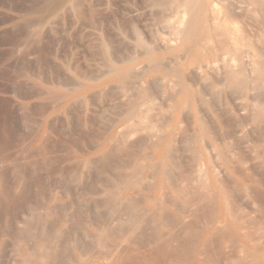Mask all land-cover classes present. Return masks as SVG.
I'll use <instances>...</instances> for the list:
<instances>
[{"label": "bare ground", "instance_id": "6f19581e", "mask_svg": "<svg viewBox=\"0 0 264 264\" xmlns=\"http://www.w3.org/2000/svg\"><path fill=\"white\" fill-rule=\"evenodd\" d=\"M166 3L163 8L169 9V16L158 18V21L150 17L155 11H150L149 15V11L127 9L132 16L141 17L148 40L135 44V53L126 55L121 62L111 63L106 73L110 89L115 85L116 88L125 85V88L118 91L119 96L123 94L120 98L113 95L118 100H115L117 105L115 102L112 105L118 108V112L114 111L119 114L114 113L117 119L110 130V143L102 146L110 145L108 149L110 152L112 149L113 155L115 148L125 141L128 143L129 136L139 131L143 132L142 137L147 133L148 175L144 179L145 189L141 188L145 192L138 188L136 176L120 175L115 180L117 185L107 184L108 189L101 190L112 197L116 205L114 213L108 210L113 214L101 218V214L95 216V212L93 218L92 214L85 217V223L79 218L81 223L77 221L78 224H72V227L67 226V222L73 216L68 217L69 213L61 215L60 206L53 204L55 197H51L40 211V200L35 204L33 197L22 192L26 206L16 219H8L11 212L6 213L8 209L0 207V221H3L0 225V264H264V0H215V3L168 0ZM158 25L167 32L154 30ZM98 71L96 69L97 74ZM116 92L113 93L116 95ZM59 98L63 99V96ZM109 111L110 114L114 112L113 109ZM142 137L137 141H143ZM140 149L142 153L143 148ZM105 151L102 154L108 157L109 152ZM139 160L142 163L143 160ZM3 163L0 167V201L6 203L11 201L13 190L8 192L10 189L2 186L6 175ZM7 163L6 167L10 165ZM142 164L144 166V162ZM20 169H16L18 174ZM135 170L138 172L137 168ZM15 178L13 180L18 182ZM238 205H244L245 212L240 211ZM94 206H98V201ZM76 215L80 217V214ZM45 217L52 219L48 226ZM147 222L153 226L149 232ZM64 223L69 228L66 234L62 228ZM84 228V233L78 232ZM225 237L236 243L239 254L233 256L232 250L230 256L233 257H230L227 251L225 258L219 250L217 254L208 249L212 241L225 240ZM225 242L224 245L228 241ZM229 243L230 248L232 242ZM225 247L227 250L228 245Z\"/></svg>", "mask_w": 264, "mask_h": 264}, {"label": "rangeland", "instance_id": "374dc122", "mask_svg": "<svg viewBox=\"0 0 264 264\" xmlns=\"http://www.w3.org/2000/svg\"><path fill=\"white\" fill-rule=\"evenodd\" d=\"M125 1L126 2H124V0H0V114L2 113V115H0V122L2 121L0 123V156L2 155L0 157V160H2L0 161V167L1 164H4L3 162H5V166L2 165L4 167V170H2L6 173V175L4 174L6 179L4 177V180H2L4 182H7L8 180V182L4 183L2 181V186L5 187L6 190L7 188L10 189L7 190L8 192H11V190H13L12 192L17 193L15 196H12V194L14 195V193H10L11 201L9 200L6 203L3 200L0 201V207H6V209H8L6 213L11 212L9 214V216L11 215L10 217L6 215L8 219H14V217L16 219L22 213L21 211L25 209L26 203L24 202V199L22 197L24 192V194H27L30 198H34H32L33 200L31 199L33 203L36 204L39 200L41 204L44 203L43 205L39 203V206H41L39 209L40 211L43 210L42 207L45 208L47 206L46 203H49L48 200L51 197H55L56 200H54L53 204L58 208L60 206V209L58 211L60 213L62 212L61 215L69 213V215L67 214L68 217H71V215L73 216L69 219V222H67V226L71 225L72 227V224L74 226L75 223L80 220L79 218H81L82 221H80L82 223H85L86 221H83L84 218L88 216L90 217L91 214V217L93 218V214L95 212L97 213L95 214V216H100L101 214V218L103 216L107 218L109 217L108 213L109 215L114 213L113 209L116 208V205L114 204V201L112 202V197L104 195L101 190H107L108 188L106 187V185L114 184L118 176L122 175L123 177L127 175V177H132V175H134V177L136 176V180L139 182L140 187L138 186V188L145 189L146 182L144 181V179L146 180V176L148 175V171L146 172V167H148L149 164V159L146 158L147 156H145L147 155V151L149 150V141L145 137L147 136V133H145V136L143 137V134H141L143 133L142 131L136 133L137 135L142 137L143 141H137V139H140V137H137L136 134L129 136L130 142L132 140L133 142L129 143V140H127L128 143H126L125 141V144H123L124 142H122L123 147H120L119 145V148H115L116 151L113 150L114 156L112 155V149L111 152L110 149H108V147L110 148V145L106 148H103L102 146L103 143H110V141H108V139H110V130L117 119V116H114V113L115 115L119 114L117 113L118 108H115V106L113 105L115 100L116 102L118 100V91L122 92L125 88V85L124 87L121 85L123 88L121 86H117L116 88L115 85L113 87L117 90V92L113 89V87L111 88V90L110 79L106 80V73L107 71H109L111 63L115 64V62H121L124 60L126 55L129 56V54L131 55L132 53H135V44H141L143 43L142 41L147 42L148 40L145 30L142 26L141 17L139 15L132 16L128 13V10L132 8L137 10V12L140 11L142 13H148L147 11H149V13L151 11L152 13L153 11H155L152 13V15L151 13L149 15H151L150 17L152 19L154 18L153 20L158 21V18L164 19L169 16V9H167V6V11H165V8H163L166 1L168 2V0H158V2L160 3H158L159 6L157 4V0L155 4L154 0H141V2L140 0H128V2L127 0ZM161 1H164L165 3L163 2L162 4ZM202 1L206 3H215V0ZM138 3L140 4V6ZM158 7L159 9L162 8L163 11L161 9V12L159 13L160 10L158 9ZM162 12L165 14H161ZM159 26L160 25L156 26L154 30H156L157 32L162 30L161 32L165 34L167 32L165 31L166 28L161 29V27ZM33 29L34 31L32 32ZM135 32H137L136 34H138V36L135 34ZM132 34L133 36L136 35V37H139L137 38L138 40L135 36L133 37ZM134 39L137 43L134 41ZM112 42L116 46L112 44ZM122 44L124 47L121 46ZM131 47L133 48V51L130 50L132 49ZM112 51L113 53H111ZM119 52L121 55L119 54ZM112 57H116L115 59H119V61H116ZM104 61L105 63H103ZM105 67L106 70H104ZM96 69H99L98 72L100 74H97ZM100 83H105V85H100ZM42 89L46 92L43 91L42 93ZM103 90L104 92L101 93ZM113 92H116V95ZM60 95L63 96V99L59 98ZM111 95L113 98H111ZM113 95L117 97L115 98ZM122 95L120 94L118 98H120ZM51 98H57V103ZM49 101H51V103ZM55 103L56 105L53 106ZM118 104L120 103L118 102ZM46 105H48L49 107L47 108ZM2 106H4L6 109ZM112 106L114 108H112ZM1 108L3 111L1 110ZM112 109L113 111L116 109L117 112L114 111L113 114H110L109 110L112 111ZM22 110L24 111V113ZM19 111L22 113H20ZM3 115L5 116V118ZM111 117L113 121L111 120ZM47 118L49 119V121L47 120ZM107 118H109V120ZM25 124L27 127L25 126ZM124 132L127 133L125 129ZM144 139H147V142H144ZM134 140L137 142L135 143ZM13 146L15 148H13ZM22 148L24 150L26 148V150L24 151ZM140 148H143L142 153H140ZM15 149L16 151L18 150V152H12L15 151ZM29 149L31 150V152ZM6 151L7 154L5 155H7L8 159H5L7 158L4 155ZM104 151L105 153L109 152L110 156L108 155L107 157L106 154L103 155L102 152L104 153ZM39 152H41L42 154H39ZM26 154H28L27 157ZM119 154L121 155L119 156ZM9 155L11 158L9 157ZM115 155L117 157H115ZM135 157H138V160H136ZM9 158L12 161H9ZM133 159L136 160V162ZM139 159L143 160L142 163L144 162V166L139 162ZM6 160L7 162L11 163H7ZM18 160H20L21 162ZM109 160L115 161L116 164L115 162H110ZM17 161L22 164L17 163ZM43 161H45L44 164ZM105 161H107L106 164H104ZM117 162L119 164H117ZM138 162L142 166L139 165ZM6 163L10 165H7L8 167H6ZM22 165L25 166L23 167ZM18 167L21 168L19 174ZM112 167L116 168V170ZM111 168L112 170H110ZM118 168L119 170L117 171ZM136 168L138 172L135 170ZM44 169L45 171H43ZM15 170L17 173H15ZM25 170H28V172H26ZM59 170L62 173H60ZM72 170H75L76 173H72ZM117 172L120 174H118ZM28 176H30L31 178H28ZM54 176H56V179ZM71 177L75 179L73 180L71 179ZM13 178H15L16 181L19 180V183L15 182ZM104 178L107 179L105 180ZM20 179H22V181H20ZM24 179L26 180V182ZM11 183L14 184L12 185ZM18 184L20 186L22 185L23 187H19ZM11 185L13 186V188ZM142 189L140 191L145 192V190L142 191ZM75 190H77V192ZM15 197L16 200L14 199ZM109 198L111 201L108 200ZM95 201L96 203L98 201L99 207L94 206L96 204H93ZM9 202L11 204H8ZM3 203H5V206L3 205ZM80 203H82V206H79ZM74 204H77L78 206L76 205V207ZM91 204H93V209L91 208ZM85 205H87V207H84ZM23 206L24 208H22ZM104 206L105 209H103ZM238 206L240 207V209H242L240 211L245 212L244 205ZM83 207L85 208V210ZM88 207L92 210L89 211ZM108 210H110L111 212L113 211V213ZM72 212L80 214V217H76L77 215ZM60 213L57 214L60 215ZM74 217V221L71 222ZM49 218L50 217H45L47 226L50 225L49 220H52L51 218ZM2 222L0 221V225L2 224ZM147 223L149 225V228L147 227L146 229H148L149 232L153 228V226L151 223ZM63 226V232L65 233L69 228L65 226V223ZM79 231L80 233H84L85 228L84 230H78V232ZM63 234L62 236H64ZM227 239L228 238L225 237V240L228 241L226 245H224L226 243L224 239H215V241H212L215 244L211 243L210 247L208 246V249L212 252L216 251L215 253H217L219 250L218 253L224 254L223 257L225 258L228 257V252L233 250L235 254H233V256H236L237 254H239L235 246L236 243L230 239ZM229 242H232L231 246L235 247V249H230L232 248L231 246L229 248ZM212 244L213 246H215V248L212 247ZM216 244H218V247ZM227 245L229 250H225L226 247L223 248V246ZM233 252H230L229 256L232 255L231 253ZM220 257L222 256L220 255ZM162 264L166 263L162 262Z\"/></svg>", "mask_w": 264, "mask_h": 264}]
</instances>
